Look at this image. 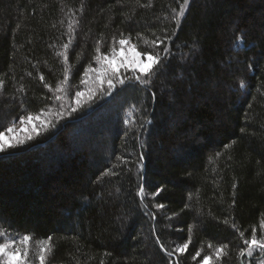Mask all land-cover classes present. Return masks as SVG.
Segmentation results:
<instances>
[{"label":"trees","instance_id":"1","mask_svg":"<svg viewBox=\"0 0 264 264\" xmlns=\"http://www.w3.org/2000/svg\"><path fill=\"white\" fill-rule=\"evenodd\" d=\"M182 4L0 0V132L49 114L0 152V218L32 244L50 237L47 264H242L264 234V0H189L178 22ZM121 34L138 51L161 38L159 73L95 83L77 105L95 49Z\"/></svg>","mask_w":264,"mask_h":264},{"label":"snow or ice","instance_id":"2","mask_svg":"<svg viewBox=\"0 0 264 264\" xmlns=\"http://www.w3.org/2000/svg\"><path fill=\"white\" fill-rule=\"evenodd\" d=\"M189 5V0H183V4L180 6L179 12H177L176 17L179 22V17L184 15L185 8ZM72 27V23L70 22L69 28ZM165 39H170V37H165ZM242 38L238 37V42ZM145 45H150L151 48L156 47L160 43H162L161 38L157 37L154 40H147L143 41ZM114 44L119 45V50L115 46L109 49L110 55L108 54H100L101 49L97 47L95 49L97 55L94 57L96 62L100 65L99 68H93L91 65L85 68V76L89 73L96 72L97 73V80L99 83L103 84L105 81L107 82L109 89L116 88L117 84L124 85L130 81H136L140 83H147L148 79L151 78L153 75L159 73L161 66L164 63L163 58L159 55L158 52H153L151 48L148 50L138 51V45L131 42L129 37L124 36L121 34L118 40L114 38ZM65 48L68 45L64 46ZM165 55L169 53V50L165 47L164 48ZM67 59V57H66ZM127 72L131 70L133 75L125 77L122 74V71ZM43 80L44 78L41 77ZM68 79V70L65 69V80ZM86 82V81H83ZM240 86L244 87V82H240ZM45 87H48L46 84ZM56 92L63 91V82L57 84L55 87ZM93 93L89 92L88 95L91 96ZM85 95L80 91H77L75 94L76 104L80 105L82 103L81 97ZM60 97L58 96L57 99ZM77 108L73 107L72 111H76ZM36 117H33L31 114L27 117V120H33ZM20 123H26V119L24 116L19 118ZM127 123V121H125ZM15 129V122L12 123L7 129L6 132L9 134L7 137L5 136V132H0V152H7L8 149H15L18 145L24 144L25 140H31L32 136L27 135L23 138L19 136H12L11 133H14ZM35 131V129H33ZM227 147V146H226ZM144 159L143 156L140 157V161L142 162ZM161 192L160 188H157L155 192L152 193L153 196H156ZM139 195L143 197L145 195V187L142 185L139 189ZM164 207L163 204H157V209H162ZM175 215V213L173 214ZM261 229H264V220L260 222ZM12 229L11 221H5L3 218H0V264H32L31 255H30V241L33 239L31 234L25 233L20 234L19 232L10 231ZM191 232V227L189 228ZM51 238H47L43 241L37 242V249L35 252V256L39 260V264H46V254L51 252ZM244 245L246 248H242L240 250V255H243L245 251L251 255L252 250L254 248H259L264 250V234L259 235L257 234V230L253 228L251 238L244 240ZM188 242L183 244H178L174 251L176 253H184L186 249H188ZM209 247H212L209 244ZM223 245H219L215 248V257L219 259V257L223 254L224 250ZM161 248H164V245L161 244ZM171 254V253H170ZM200 252L196 253V256H199ZM196 256L193 259H196ZM212 257L205 256L204 262L205 264H211Z\"/></svg>","mask_w":264,"mask_h":264},{"label":"rangeland","instance_id":"3","mask_svg":"<svg viewBox=\"0 0 264 264\" xmlns=\"http://www.w3.org/2000/svg\"><path fill=\"white\" fill-rule=\"evenodd\" d=\"M116 48H117V50H119V45H117ZM108 55H110V54H108ZM99 67H100V65L97 63L96 68H99ZM121 71L124 72V70H121ZM128 72H131V70H129ZM92 77H93V80L91 81V87L89 89L87 88L86 90H84L82 92V93H85V95H83L81 97V100L86 99L89 92L92 93L93 84L99 83V81L97 80V73L96 72H92ZM104 83H106V81ZM99 84H101V83H99ZM107 89L110 90L108 88V85H107ZM74 103H76V101H74ZM48 115L49 114L33 115V117H36V119L30 120V121H28L27 117H25L27 122L24 124H21L20 121L15 122L16 131L14 133H11L10 135L19 136L21 138H23L27 135L33 136L32 134H36L41 129V127H45L48 124V122H47L48 117H49ZM33 129H35V131H33ZM8 135L9 134L5 130V136L7 137ZM29 247H30V255H31L32 264H39V260L35 256L37 244H32L30 242ZM245 255H246L245 259H242V264H264V250H261L259 248H254L252 250L251 255H249L247 251L245 252ZM46 256H47V254H46ZM215 261H216V259H212L211 264H214ZM204 264H205V262H204Z\"/></svg>","mask_w":264,"mask_h":264},{"label":"water","instance_id":"4","mask_svg":"<svg viewBox=\"0 0 264 264\" xmlns=\"http://www.w3.org/2000/svg\"><path fill=\"white\" fill-rule=\"evenodd\" d=\"M141 196V195H140Z\"/></svg>","mask_w":264,"mask_h":264}]
</instances>
